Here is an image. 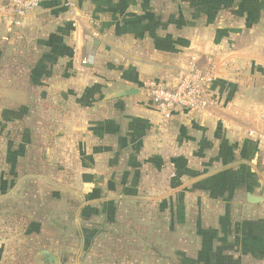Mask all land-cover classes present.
<instances>
[{
	"label": "crops",
	"instance_id": "obj_1",
	"mask_svg": "<svg viewBox=\"0 0 264 264\" xmlns=\"http://www.w3.org/2000/svg\"><path fill=\"white\" fill-rule=\"evenodd\" d=\"M77 3V20L72 19L60 1L53 0L29 15L19 27H13L11 32L12 17L7 2L0 0V145L9 138V124L13 120L24 128L25 115L31 112L35 104L28 94L32 83L39 87V106L56 109L55 113L59 111L57 114L61 113V116L58 121L62 123L57 131L51 133V148L41 144L37 162L51 166L53 152L63 154L64 150L69 152L71 146L73 154L85 153L87 163L82 170L87 168L89 174V178L83 179L85 185L97 189L115 188L123 194L125 187L132 186V193H125L130 195L140 186V182L137 183L138 187L132 185L130 179L137 173L138 165L130 163L128 167L131 169H127V161H118L116 165L112 161L119 150L130 156L136 136L139 132H146L143 141L147 153L143 150L139 159L153 157L155 164L151 171L156 172L158 163L154 157L158 155L168 162L179 157L178 164L185 167L186 162L188 165L198 164L202 156L226 154L227 161L231 160L228 167L240 165L246 179L242 187L245 199L232 201L239 202L242 205L240 208L248 207L251 211L262 212L264 203L252 205L248 203L247 195L250 192L264 197V115L263 120L261 116L253 120L246 114L235 98L236 76L224 69L222 74L216 70L223 61H229V57H232L230 53H221L224 43L242 36L243 28L252 30L258 23L252 25L244 20L238 25L234 21L232 26H227L216 35V29L204 28L203 24H197L192 30L182 25V20H171L172 13L187 9L181 0H77ZM250 3L251 0H239L242 15L246 16L249 8L251 10ZM38 14L39 20L35 19ZM43 16L51 17L48 26L51 30L46 38L39 37L36 41L39 50L36 63H32L33 60L24 63L23 67L34 64L28 71H21L22 65L13 70L12 61L7 60L14 56L13 44L20 40L19 35H24L21 37L24 40L26 37L31 40L30 36L37 28L44 30ZM30 25L33 27L27 32ZM191 57L197 58L203 67L209 64L215 66L219 80L216 86L219 104L201 113L176 112L166 123L144 92L143 83L156 79L175 86L181 70ZM84 60L88 61L87 65L82 64ZM225 81L233 86H228L227 93ZM130 88L142 93L111 99L112 95ZM41 95L46 99L41 100ZM108 120L111 122L106 123ZM62 126V131H59ZM259 136L263 138L259 139ZM55 139L64 140V145L57 148ZM125 139H128L129 145L121 150ZM96 149L103 152L95 153ZM78 150L80 153H77ZM2 154L8 156L10 151L5 149ZM89 156H93L94 160H87ZM168 162L165 164L166 170L171 167ZM215 164L221 165L219 162ZM126 170H131L127 176ZM82 172L85 175L86 170ZM116 172L122 174L120 178H112V173L116 176ZM9 182L0 181V189ZM235 192L237 196H242L241 190ZM236 195L234 198H237ZM5 198L0 197V209L7 212H0V264H53L47 256L42 255L43 251L57 256L60 264H77L72 258L61 256L64 244L61 245L60 237L52 232V222L46 225L44 233L39 234L38 209L35 212L27 209L12 212L10 203L16 199ZM133 198L140 199L137 196ZM104 201L93 200V203ZM91 202L84 204L87 206ZM106 214L101 219L96 217L80 223L104 231L111 224L108 221L113 220L111 214ZM76 235L79 244L83 243L80 230ZM11 236L20 237L14 247L7 244Z\"/></svg>",
	"mask_w": 264,
	"mask_h": 264
},
{
	"label": "rangeland",
	"instance_id": "obj_2",
	"mask_svg": "<svg viewBox=\"0 0 264 264\" xmlns=\"http://www.w3.org/2000/svg\"><path fill=\"white\" fill-rule=\"evenodd\" d=\"M181 1L187 5V9L172 13L170 19L182 20V25L192 30H195L197 24H203L204 28L216 29L218 35L222 29L232 26L234 21L238 25L244 20L252 25L258 23L252 30L243 28L242 36L224 43L221 53H230L232 57H229V61H223L216 70L222 74L224 69L236 76L235 98L242 105L241 109L253 120L260 116L263 120L264 0H251L252 8H249L246 16L242 15L239 0ZM228 4L229 7L225 8L224 5ZM235 4L236 7L230 8ZM43 18L44 30L37 28L34 35L30 36L31 40L28 37L24 40L21 37L25 36L21 34L18 36L20 40L13 44L15 50H11L14 56L7 59L12 61L15 67L13 70L22 65L21 71H28L34 64L27 67H23V64L31 63L32 60V63H36L39 57L36 41L39 37L46 38L51 30L48 27L51 17ZM35 19L39 20V14ZM30 27L33 26H28L27 32H30ZM228 86L232 84L225 81L226 93L229 91ZM28 94L35 104L31 112L25 115L24 128L13 120L9 124V138L6 137L8 139L5 144L0 145L2 153L5 149L10 151L8 156L0 154V170L6 171L0 172V181H10L9 185L1 186L0 197L16 199L10 203L12 212L18 209L35 212L38 209L39 234L44 233L46 225L52 222V232L60 237V244H64L61 256L72 258L77 264H198L205 259L201 264H264V210L254 212L248 207L240 208L242 205L239 202L232 201L245 199L242 187L246 179L240 165L228 167L231 160L227 161L226 154L202 156L198 164L188 165L186 162L185 167L178 164L179 157L168 162L162 155H158L154 157L158 164L156 172H153V157L139 159L143 150L147 153L143 141L146 132H139L134 148L130 149L133 153L129 156L119 150L112 161L114 165L118 161H127V169L130 163L138 165V174L130 178L136 187L140 182L138 190L129 195L125 193H132V186L125 187L124 194L115 188L89 187L83 182V179L89 178L88 169L82 170V166L87 163L84 152L75 155L73 147L69 146V152H53L51 166L37 162L41 144L51 148V133L62 124L58 121L61 113H55L56 109L50 108L47 102L50 109L45 105L39 106L38 86L30 83ZM59 129L62 131L63 126ZM124 142L121 150L129 145L128 139ZM55 143L58 148V145L63 146L65 142L55 139ZM94 152L100 153L103 150L96 149ZM77 153H80L79 150ZM92 157H87V160H94ZM167 162L171 165L170 170L165 169ZM217 162L221 165L216 166ZM85 170L83 175L82 171ZM126 171L127 176L131 170ZM117 173L116 176L112 173V178H120L122 174ZM237 189L242 191L241 197L236 195ZM125 195H129V198ZM235 195L237 198H234ZM134 196L140 199H134ZM99 199L105 201L93 203V200ZM86 202L91 203L85 206ZM0 212L7 213L2 209ZM106 213L111 214L113 220L108 221L111 224L96 237L89 248L92 241L90 231L99 228L92 229L80 222L96 217L101 219ZM242 217L251 220L250 224L241 225ZM78 230L83 235L84 244L77 241ZM19 238L11 236L12 242L10 240L7 244L14 247Z\"/></svg>",
	"mask_w": 264,
	"mask_h": 264
},
{
	"label": "built area",
	"instance_id": "obj_3",
	"mask_svg": "<svg viewBox=\"0 0 264 264\" xmlns=\"http://www.w3.org/2000/svg\"><path fill=\"white\" fill-rule=\"evenodd\" d=\"M53 0H6L7 8L12 17L13 27H19L22 21L41 8L45 3ZM72 19L77 20L79 7L77 0H58ZM88 61H82L87 65ZM215 66L200 65L199 60L191 57L181 70L179 81L175 86H169L161 80L151 79L143 83V90L152 102L157 113L163 121H171L176 112L201 113L214 109L219 104L216 89ZM251 135H254L250 132ZM263 136H259L262 139Z\"/></svg>",
	"mask_w": 264,
	"mask_h": 264
},
{
	"label": "water",
	"instance_id": "obj_4",
	"mask_svg": "<svg viewBox=\"0 0 264 264\" xmlns=\"http://www.w3.org/2000/svg\"><path fill=\"white\" fill-rule=\"evenodd\" d=\"M139 93H142V91L138 90V89H135V88H130L128 90L121 91L119 93H116V94L112 95L113 97H111V99L123 98V97H127V96H134V95H137ZM247 199H248V203H250L252 205H257V204L264 203V197L256 196V195H254V194H252L250 192L247 195ZM42 255L47 256L48 260L51 263L60 264L58 257L55 256L54 254H52L51 252L43 251Z\"/></svg>",
	"mask_w": 264,
	"mask_h": 264
},
{
	"label": "trees",
	"instance_id": "obj_5",
	"mask_svg": "<svg viewBox=\"0 0 264 264\" xmlns=\"http://www.w3.org/2000/svg\"><path fill=\"white\" fill-rule=\"evenodd\" d=\"M240 2H241V0H240ZM225 6V8H228L229 7V4L228 5H224ZM237 5L235 4V5H231V7L230 8H234V7H236ZM216 86L217 85H219V80H217L216 81V84H215ZM250 221L251 220H246V219H242V221H240L241 222V225H248V224H250ZM244 228H246V227H244ZM102 232H104V231H100V230H91L90 231V234H89V236H90V240H92L90 243H89V245H88V247L90 248V246H91V244H92V242L94 241V239L96 238V237H98L99 235H100V233H102ZM206 261V259L205 260H203V261H199V263L198 264H201V263H203V262H205Z\"/></svg>",
	"mask_w": 264,
	"mask_h": 264
}]
</instances>
